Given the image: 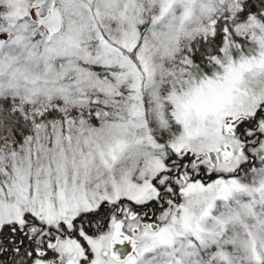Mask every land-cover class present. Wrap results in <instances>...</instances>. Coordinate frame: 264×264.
Returning <instances> with one entry per match:
<instances>
[{
  "label": "snow or ice",
  "instance_id": "1",
  "mask_svg": "<svg viewBox=\"0 0 264 264\" xmlns=\"http://www.w3.org/2000/svg\"><path fill=\"white\" fill-rule=\"evenodd\" d=\"M0 264H264V0H0Z\"/></svg>",
  "mask_w": 264,
  "mask_h": 264
}]
</instances>
